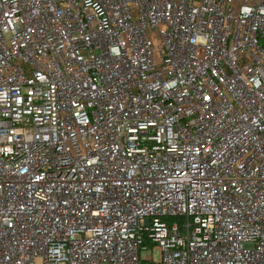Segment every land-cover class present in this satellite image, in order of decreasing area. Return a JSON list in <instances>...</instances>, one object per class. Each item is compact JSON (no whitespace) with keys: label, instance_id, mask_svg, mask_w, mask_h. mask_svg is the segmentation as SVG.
<instances>
[{"label":"built area","instance_id":"1","mask_svg":"<svg viewBox=\"0 0 264 264\" xmlns=\"http://www.w3.org/2000/svg\"><path fill=\"white\" fill-rule=\"evenodd\" d=\"M0 264H264V0H0Z\"/></svg>","mask_w":264,"mask_h":264},{"label":"rangeland","instance_id":"2","mask_svg":"<svg viewBox=\"0 0 264 264\" xmlns=\"http://www.w3.org/2000/svg\"><path fill=\"white\" fill-rule=\"evenodd\" d=\"M144 256L146 255H153V258L155 261H158L160 259V252L158 249H155V250H151V249H148V251H145L143 253Z\"/></svg>","mask_w":264,"mask_h":264}]
</instances>
